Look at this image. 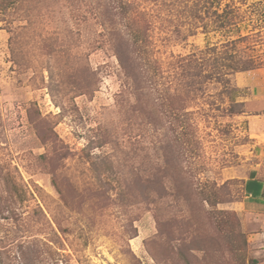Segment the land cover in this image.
Here are the masks:
<instances>
[{"label":"rangeland","instance_id":"rangeland-1","mask_svg":"<svg viewBox=\"0 0 264 264\" xmlns=\"http://www.w3.org/2000/svg\"><path fill=\"white\" fill-rule=\"evenodd\" d=\"M5 1L0 264H264L243 185L262 150L264 99L236 78L264 67V0H223L237 6L233 38L249 34L236 49L250 68L233 73L228 89L207 82L201 90L168 61L227 37L223 30L186 35V0ZM124 1L149 28L165 65L160 80L175 81L168 90L145 86L135 108L103 25L123 27ZM121 47L133 66L141 62L126 37ZM74 80L89 86L77 89ZM48 129L59 140L46 145L39 133ZM149 169L160 179L154 204L138 182Z\"/></svg>","mask_w":264,"mask_h":264},{"label":"trees","instance_id":"trees-1","mask_svg":"<svg viewBox=\"0 0 264 264\" xmlns=\"http://www.w3.org/2000/svg\"><path fill=\"white\" fill-rule=\"evenodd\" d=\"M11 2V1H10ZM235 3V2H234ZM233 2L223 3V0H186L184 4L186 13V19L188 18L191 23L186 28V35L195 34L198 29H201L203 33L207 35L212 32H219L223 30L224 35L227 37L222 44L207 45L204 49L193 51L187 55L177 54L171 55V59L168 61L169 70L172 72L181 71L189 76L193 77V80L189 83L191 88L201 90L204 88L207 82H218L223 85L224 88L231 87L230 76L238 71L248 70L250 67L244 64L243 61L237 56V43L248 39V35H238L237 38H233L235 31H240V27L232 25V15L236 12L237 6ZM8 2L0 0V6L2 9L6 8ZM130 2L124 1L119 5L120 15H124L125 21L123 27L118 31H115L113 24L104 22V28L109 31L108 38L112 49L120 60L122 72L125 77L124 88L133 91L136 94L147 86L148 88H154L155 85H162L166 89H171L175 84V81L166 83L161 81L160 78L166 73L164 62L156 56V47L154 40L150 35V31L146 26L143 27L138 24L139 19L136 15H132ZM131 12V13H130ZM209 18V19H208ZM242 29V28H241ZM179 31L182 28H178ZM248 33V31H247ZM126 39L133 45V51H136L139 57L142 59L136 66L125 57L122 53L121 41ZM53 73L49 75L50 81H53ZM196 77H200L198 80ZM64 83V82H63ZM75 87L83 89L87 87V83H81L77 80L72 81ZM54 84V82H53ZM167 84V85H166ZM56 86V83L54 84ZM200 86V87H199ZM235 90V89H234ZM170 97V96H169ZM169 100V99H168ZM137 100L133 105L138 106ZM39 138L47 145L49 143H55L59 140V136L54 129H48L44 133H39ZM69 151L66 149L63 152L58 153V159L65 161L68 157ZM47 157V156H46ZM49 159L52 157L49 155ZM53 182H56L57 171L51 170ZM157 172L154 169L145 170L141 173L138 182H140L141 196L145 203L152 204L157 203L155 184L160 183V179L157 176ZM56 184V183H55ZM131 186L130 184H128ZM155 188V189H154ZM250 264H258L257 259H251ZM241 264H246L242 262Z\"/></svg>","mask_w":264,"mask_h":264},{"label":"crops","instance_id":"crops-1","mask_svg":"<svg viewBox=\"0 0 264 264\" xmlns=\"http://www.w3.org/2000/svg\"><path fill=\"white\" fill-rule=\"evenodd\" d=\"M236 78L246 79L238 82V85L253 88L257 96L264 99V67L237 73ZM257 136L262 150L254 155L252 164L244 174L243 185L245 204L257 220V229L251 233L254 236L251 239L264 241V131Z\"/></svg>","mask_w":264,"mask_h":264}]
</instances>
